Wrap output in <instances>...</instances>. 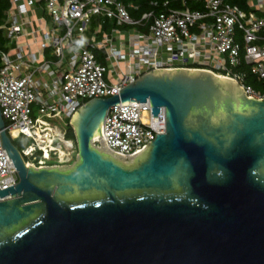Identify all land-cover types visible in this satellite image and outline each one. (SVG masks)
<instances>
[{
  "label": "water",
  "instance_id": "water-1",
  "mask_svg": "<svg viewBox=\"0 0 264 264\" xmlns=\"http://www.w3.org/2000/svg\"><path fill=\"white\" fill-rule=\"evenodd\" d=\"M165 110L133 163L91 146L110 107ZM72 167L32 168L5 131L19 183L0 190V264H264V98L201 70L157 69L70 122Z\"/></svg>",
  "mask_w": 264,
  "mask_h": 264
},
{
  "label": "built area",
  "instance_id": "built-area-1",
  "mask_svg": "<svg viewBox=\"0 0 264 264\" xmlns=\"http://www.w3.org/2000/svg\"><path fill=\"white\" fill-rule=\"evenodd\" d=\"M29 1L9 0L3 29L16 46L0 48L1 115L11 140H32L19 150L28 167H72L79 156L77 142L54 121L70 123L87 102L120 94L153 70L207 71L235 81L250 98H264L245 84L247 71L264 79V0H248V10L224 0H205L202 10L188 7L198 0L173 1L181 7L166 1L137 19L121 0H32L37 9ZM93 17L128 30L108 33L100 25L87 36ZM165 132L164 108L154 117L149 101L119 102L109 108L91 146L133 163ZM1 133L2 191L14 188L19 174ZM6 199L10 195L0 198Z\"/></svg>",
  "mask_w": 264,
  "mask_h": 264
},
{
  "label": "trees",
  "instance_id": "trees-1",
  "mask_svg": "<svg viewBox=\"0 0 264 264\" xmlns=\"http://www.w3.org/2000/svg\"><path fill=\"white\" fill-rule=\"evenodd\" d=\"M121 1L127 6L129 14L133 18H136V19L140 18L146 12H150L155 9L159 10L160 8L158 6L162 5L166 1L172 2V5H171L172 7H181L180 3L173 2L174 0H121ZM204 1L205 0H198L197 2L190 1L188 4V7L191 10H202ZM224 1L231 5L238 6L239 8L243 10H248V0H224ZM131 6H133L134 8H131ZM8 8H9V0H0V48L1 49H5V37H4L3 24L5 22V12ZM108 28H110V24L108 23H105L102 26V30L105 32H107ZM93 31H95V28L92 22V27L88 34H91V32ZM255 78L259 80L258 82L260 83L261 86H259L258 88H253L252 86L251 87L260 95H264V79L262 80L258 77H255ZM69 136H73V138L76 139L74 130L71 131Z\"/></svg>",
  "mask_w": 264,
  "mask_h": 264
},
{
  "label": "rangeland",
  "instance_id": "rangeland-1",
  "mask_svg": "<svg viewBox=\"0 0 264 264\" xmlns=\"http://www.w3.org/2000/svg\"><path fill=\"white\" fill-rule=\"evenodd\" d=\"M29 6L31 9L32 8L37 9L39 7V4H37L36 2L31 0V1H29ZM39 14H40V12H39ZM48 21H49L50 25H52L51 19H48ZM92 22H93V26H94L95 30L98 26H100V25L103 26L105 23L110 24V28H108V30H107L108 33H110L111 29H113V28L128 30L127 27H119V26L115 25L113 20H106L103 17H93ZM6 36H7V33H6V31H4V37H5V49H3L4 51H8V50H10V48L16 46V42L13 41L11 43L10 39H7ZM87 36H90V34H87ZM238 39L240 40V37ZM247 73H248V78L246 79L245 84L250 85L253 88H258L259 86H261L260 83L258 82L259 81L258 79H256L254 76H252L249 73V71H247ZM34 116H36V113H34ZM54 124L58 125L60 127V129L63 132H65L66 137L68 139L76 141V139H74L73 136H69V134L73 130V127H72V124L69 123L68 119H62V118L57 119L54 121ZM70 137H72V138H70ZM12 142L18 150H23L32 143V140L25 137V136H21L19 138L12 139ZM75 161H77L76 158L71 163V166H73ZM56 163H57L56 161H50L49 162V164H56Z\"/></svg>",
  "mask_w": 264,
  "mask_h": 264
},
{
  "label": "bare ground",
  "instance_id": "bare-ground-1",
  "mask_svg": "<svg viewBox=\"0 0 264 264\" xmlns=\"http://www.w3.org/2000/svg\"><path fill=\"white\" fill-rule=\"evenodd\" d=\"M99 135L97 134L94 138H97Z\"/></svg>",
  "mask_w": 264,
  "mask_h": 264
}]
</instances>
